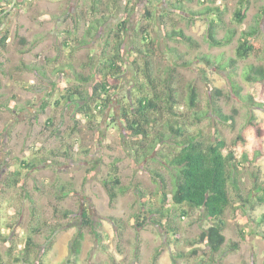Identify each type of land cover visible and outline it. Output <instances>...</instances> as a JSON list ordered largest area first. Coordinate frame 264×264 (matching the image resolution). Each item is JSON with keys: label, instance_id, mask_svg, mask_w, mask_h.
Instances as JSON below:
<instances>
[{"label": "rangeland", "instance_id": "1", "mask_svg": "<svg viewBox=\"0 0 264 264\" xmlns=\"http://www.w3.org/2000/svg\"><path fill=\"white\" fill-rule=\"evenodd\" d=\"M241 1L181 0L182 7H178V0L155 1L154 7H150L157 19L152 21L144 17L147 0H102L95 10L94 0L0 3V10L5 12L1 33L9 35L6 50L0 48V257L3 264H24L14 258L33 228H39L40 233L33 235L37 248L31 254L32 264H264V203L252 198L250 202L238 199L232 185L229 186L232 205L224 215L226 243L216 255H211L204 243L196 242L211 225L201 209L189 210V216L177 218L180 227L177 237L154 223L159 217L148 212L162 205V189L150 172L161 173L168 183L165 191L172 192L173 172L158 154L171 155L170 145L182 140L169 129L176 121L183 126L185 135L197 136L207 145L213 142L215 132L226 140L241 164L238 178L243 198L249 197L255 182H264V138L256 139L248 124L252 120L264 127V82H248L244 77L249 66L264 65V0H248L249 5L244 7L246 18L239 24L235 11L241 7ZM217 7L224 11L217 38L223 39L230 30L236 32L232 42L224 47H212L206 39L214 15L205 11ZM102 14L107 19L97 24L94 35L86 36L88 43L70 59L63 41L74 37L84 39L89 26L101 19ZM76 17H80V22ZM126 17L130 22L125 34V58L130 54L135 57L132 50L135 44L146 54L144 35L139 29L149 28L159 50L150 60L160 94L165 93L164 80L169 76L176 90L174 114L162 101L161 112L153 116L157 121L155 128L149 131L150 139H158L161 133L166 137L143 161L138 155H143L146 148L142 149L139 142L133 143L126 134L122 109L135 100L136 83L143 82L146 89L150 87L142 74L144 55L138 57V82L137 69L125 66L114 101L104 113L95 110L89 118L77 115L74 106L55 104L58 100L63 102L60 96L68 89H90L91 82L79 81L78 75L89 77L90 64L99 65L104 52L114 48L112 30ZM256 28L255 39L263 51L239 59L236 73L220 68L219 64L236 57L242 33ZM173 29H182L199 47L168 38L166 33ZM204 56L211 57L212 63L202 60ZM71 62L72 67L65 69ZM22 63L38 69H17ZM59 66L63 68L60 71ZM233 82L240 85L242 98L235 95ZM190 87L197 90L195 108L189 107ZM212 88L221 91L218 103L225 114L235 116L234 128L221 122L213 112ZM249 96L260 105L251 102ZM11 100L16 107L9 104ZM45 104L48 106L44 107ZM37 156L44 159L50 156L53 162L30 169L20 164L32 163ZM115 168L125 191L111 204L104 181ZM13 177L19 178L18 185L9 179ZM138 187L145 193L147 202L142 214ZM64 188L73 193L59 200L60 190ZM85 207L90 210L93 227L82 229L81 214ZM66 211L70 212L67 217ZM137 215L143 216L140 227ZM113 218L121 220L123 230ZM49 225L58 228L52 237ZM80 229L84 233L81 252L72 258V242ZM179 253L185 256L179 258Z\"/></svg>", "mask_w": 264, "mask_h": 264}, {"label": "trees", "instance_id": "2", "mask_svg": "<svg viewBox=\"0 0 264 264\" xmlns=\"http://www.w3.org/2000/svg\"><path fill=\"white\" fill-rule=\"evenodd\" d=\"M5 0H0V3ZM156 3L160 0H147L148 4L144 11V17L148 21L156 20L157 15L152 9L154 7V2ZM102 3V0H94L93 9L95 10L99 4ZM249 5L248 0L241 1V7L235 11V18L237 23L241 24L246 18V9L244 7ZM150 6H153L152 8ZM177 7V5H175ZM178 7H182L181 0H178ZM97 12V11H96ZM5 13L3 10H0V48L6 50L7 41L9 35L7 33H1L2 25V14ZM206 14H212L213 17L209 21L208 31H207V41L212 47H224L229 45L234 35L236 34L235 30H230L227 36L223 39H218V28L220 22L223 21L224 11L217 8H207L205 11ZM201 14V13H199ZM198 15V14H195ZM162 17V16H161ZM103 20H106L105 14H102L101 19L94 21L92 25L89 26L86 31L84 39H75L69 41H63L62 45L65 47L69 54L67 56L71 59L77 50L85 44L88 43L86 36H93L94 32L98 30L97 24L101 25ZM80 17H76L78 22ZM80 22V21H79ZM130 20L128 17L123 19L117 24V26L112 30V37L114 38L115 44L112 50H107L102 56V60L99 62V65L93 66L90 64L91 73L89 77L83 76L82 74L78 75L79 81L86 83L91 82L90 89L86 91L75 89H68L63 95L60 96V99L55 104L56 105H69L76 108V114L80 116H86L92 118L95 110L104 113L109 107H111L114 96L118 91L122 76L126 72L125 66L130 65L137 72L135 75L140 73V68L138 64L139 55H144L143 59L144 68L142 74L147 79L150 84L149 89L144 87L143 82H138L139 78L136 75V83L133 99V102L129 103L127 107L122 109V118L125 122V132L131 138L133 143L139 142V146L142 149L146 148L143 155H138L142 161L145 158L150 157L157 147L164 141L163 133H161L158 139H150V130L155 128L157 121L153 116L161 112L160 103L162 101L166 105L169 112L174 114V106L177 104L176 100V90L174 88V83L171 80V76L164 80V94H160V84L156 77L153 76V67L150 60V56L157 54L158 48L155 45V40L151 36L149 28L141 27L139 30L143 34L142 41L146 45V54L135 44V49L133 54L128 55V58L124 56V45H125V34L129 31ZM137 30V31H139ZM166 31V30H165ZM70 35L71 32H69ZM167 37L170 39H178L191 47L198 48L199 44L196 40L187 35L182 29H173L171 33H166ZM258 35V29L251 30L249 32H243L238 46L236 48V57L228 59V62L219 64L218 66L223 69H232L233 73H236V64L239 59L245 60L250 58L254 54H259L263 51L261 44L255 39ZM110 44L107 42V47ZM106 47V48H107ZM108 49V48H107ZM173 52H177L176 49ZM211 57L204 56V60L207 64H211ZM73 63L67 65V68L70 69ZM38 69V67H36ZM62 67H57V70L60 71ZM17 69L22 70H37L35 66H31L26 63H22L21 66H18ZM63 69V68H62ZM63 73L64 70H61ZM245 79L248 82L263 83L264 82V65L263 66H254L251 65L245 71ZM162 86V85H161ZM233 90L235 95L238 98H242L240 85L236 82H233ZM212 99L211 106L216 117L223 123H228L232 128L235 127V116L227 115L223 111L222 107L218 103L219 97L222 95L221 91L212 88ZM197 90L195 87H190L189 93V107L195 108L197 105ZM249 100L253 103L254 99L252 96H249ZM11 106H15L14 102L11 100L9 103ZM256 105H260L256 103ZM48 104H45L44 107H47ZM92 115V116H91ZM78 122V120H77ZM249 127L253 129L256 139L262 140L264 138V127L260 124L250 120L248 122ZM169 129L173 134L178 137H181V141H175L174 145H170L171 151L169 154H163L160 152L158 154L170 167L172 170V192L169 194L165 190L168 186L167 181L164 176L158 171H152L153 179L159 183L162 189V205L154 210L150 208L149 213H155L159 217V220H154V223H158L161 228L164 229L167 233L172 234L174 237H177L180 232V227L177 225V218L189 216V210L192 209H201L211 225L207 230L202 231V233L196 239V242L204 243L210 249L211 255L219 254L223 245L226 243V237L224 231L226 228V222L224 220V215L228 208L232 205V198L229 194V186L232 185L233 189L236 192L238 199L250 202L251 198L256 199L258 202L264 203V182H255L252 192L248 198H243L242 189L240 187L238 171L240 169V162L236 158L235 152L229 150L226 140L220 136L218 132H215V137L213 142L205 144L197 136L185 135L184 128L182 125L176 121L174 124L169 126ZM169 139V138H168ZM239 139L242 140L240 137ZM152 140V141H151ZM151 141V142H150ZM145 142V143H144ZM150 142V143H149ZM149 146L146 147L148 144ZM138 151V150H136ZM263 155V153H260ZM245 160L249 159L247 155L244 156ZM52 158L50 156L44 158L36 157L34 161L31 162H21L20 164L26 167L27 169L35 168L40 163H52ZM18 174V173H17ZM19 177V175H18ZM14 184L18 185L19 178L14 179L9 178ZM12 183V182H11ZM11 183H8V186H11ZM104 186L110 196V203H114L120 193H124L125 188L121 186L120 178L118 176V168L109 174V176L104 181ZM139 194V204L141 214L146 210L145 193L138 187ZM73 192L67 190L66 188L60 190L59 200L66 198L68 195H71ZM170 198V199H169ZM186 207V209H185ZM57 213L59 209L55 208ZM70 212L66 211L64 215L69 216ZM138 221V227L143 225V216H135ZM81 219L82 229L93 227V222L90 215V210L88 208L82 209ZM142 219V222H140ZM165 223H163V220ZM117 225L119 224L120 230H123L124 225L121 223V220L117 218L112 219ZM58 228H55L53 225H49L48 230L50 231V236L52 237ZM40 233L39 228H33L31 235H29L21 250L16 253L14 260L18 262H23L24 264H32L31 254L37 248V243L34 241L36 234ZM94 233H96L94 231ZM121 234V233H120ZM97 236V234H95ZM121 236V235H120ZM84 240V233L80 229L75 235L71 250L70 256L76 258L80 255L82 242ZM185 255L182 253L178 254L179 258H183ZM157 259V256L154 258ZM138 260V257H137ZM136 260V261H137ZM71 261V260H70ZM68 260V263L70 262ZM0 264H3L0 257Z\"/></svg>", "mask_w": 264, "mask_h": 264}]
</instances>
